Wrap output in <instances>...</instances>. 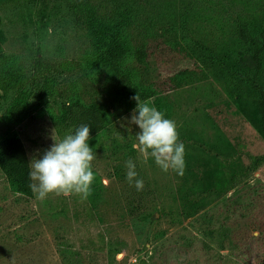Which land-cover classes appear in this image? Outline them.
Instances as JSON below:
<instances>
[{"label":"rangeland","instance_id":"obj_1","mask_svg":"<svg viewBox=\"0 0 264 264\" xmlns=\"http://www.w3.org/2000/svg\"><path fill=\"white\" fill-rule=\"evenodd\" d=\"M110 27L130 47L121 68L176 123L183 175L132 148L137 106L112 92L116 67L96 64L98 37ZM263 28L264 0H0V136L20 131L32 161L53 134L72 133L54 125L64 103L80 99L110 113L89 140L95 179L86 199L39 200L17 192L0 168V264H264V164L223 192L252 156L264 155L259 92L235 75L253 77ZM261 63L264 84V52ZM17 96L31 110L21 124L8 119ZM128 159L141 191L127 181Z\"/></svg>","mask_w":264,"mask_h":264},{"label":"trees","instance_id":"obj_2","mask_svg":"<svg viewBox=\"0 0 264 264\" xmlns=\"http://www.w3.org/2000/svg\"><path fill=\"white\" fill-rule=\"evenodd\" d=\"M101 32V31H100ZM100 34V33H99ZM99 36L98 47L99 56L96 58V64L104 66H113L114 68L110 77V86L114 94L123 97L128 108L137 106V101L132 97L140 94L142 100H148L154 97V91L148 88L139 86L133 77L124 68L122 64L126 61L129 55L130 47L126 39L119 33H116L113 27L101 32ZM241 35L246 39L247 43L252 46L257 45L255 35L251 33L249 37L245 29L241 30ZM262 36V45L258 43L257 48L252 51L253 61V77L247 74L235 72V75L241 82L249 81L252 86L259 92L257 101V111L259 119L255 122L257 129L264 136V84L260 79L261 56L264 52V28L260 31ZM135 55L139 60H144L145 52L138 50ZM247 70V69H246ZM69 105H71L69 107ZM109 112L99 104H85L80 99H73L64 103L61 112L54 117L55 127L60 129L72 130L82 124H87L91 127V138L102 132L109 124ZM31 116V110L28 106V100L24 96H17L12 105L8 109V119L16 124H21ZM90 138V139H91ZM31 160L28 154V148L18 130H14L6 137L0 136V168L12 187L20 193L28 196H33L32 190L28 187L29 171ZM264 164V155H255L251 157V163L242 168L240 172L234 173L227 180L228 186L223 192L230 190L238 185L244 178L249 177L253 172L259 169Z\"/></svg>","mask_w":264,"mask_h":264},{"label":"clouds","instance_id":"obj_3","mask_svg":"<svg viewBox=\"0 0 264 264\" xmlns=\"http://www.w3.org/2000/svg\"><path fill=\"white\" fill-rule=\"evenodd\" d=\"M132 99L138 103L129 123L138 125L140 129L132 148L145 157V162L151 157L162 171L167 173L171 170L183 175L186 149L180 141L175 121L165 118L163 112L151 106L150 99L142 100L140 94ZM90 131L89 125L82 124L62 139L53 134L51 147L42 157L31 161L28 187L37 199L44 200L49 194H78L85 199L91 195L95 179L92 162L96 157L89 146ZM125 167L128 183L134 184L138 191L143 190L144 181L138 178L136 163L128 159Z\"/></svg>","mask_w":264,"mask_h":264}]
</instances>
